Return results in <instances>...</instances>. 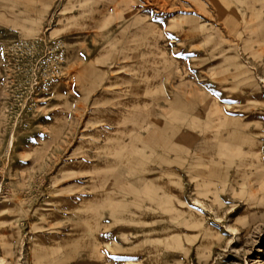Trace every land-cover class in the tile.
I'll return each instance as SVG.
<instances>
[{"label":"rangeland","instance_id":"obj_1","mask_svg":"<svg viewBox=\"0 0 264 264\" xmlns=\"http://www.w3.org/2000/svg\"><path fill=\"white\" fill-rule=\"evenodd\" d=\"M0 264H264V0H0Z\"/></svg>","mask_w":264,"mask_h":264},{"label":"bare ground","instance_id":"obj_2","mask_svg":"<svg viewBox=\"0 0 264 264\" xmlns=\"http://www.w3.org/2000/svg\"><path fill=\"white\" fill-rule=\"evenodd\" d=\"M182 21H184V19H182ZM180 28H181V27H180ZM182 32H183V31H182ZM180 33H181V32H180ZM181 35H182V34H181ZM183 36L185 37V35H183ZM180 38H181V37H180ZM181 39H182V38H181ZM181 39H180V40H181ZM182 42H183V41H182Z\"/></svg>","mask_w":264,"mask_h":264}]
</instances>
